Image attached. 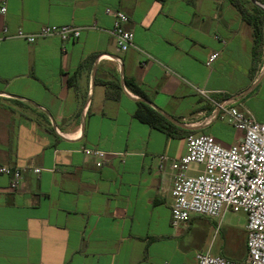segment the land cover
Masks as SVG:
<instances>
[{"label": "crops", "instance_id": "crops-1", "mask_svg": "<svg viewBox=\"0 0 264 264\" xmlns=\"http://www.w3.org/2000/svg\"><path fill=\"white\" fill-rule=\"evenodd\" d=\"M5 2L0 36L5 26L84 29L66 50L58 36L0 43V164L22 167L25 181L12 190L0 173V264H197L171 226V169L160 160L182 156L185 136L140 121L141 97L125 78L182 128L234 144L242 132L213 117L194 86L220 101L238 96L264 123V55L252 75L251 25L229 0ZM108 7L128 15L134 47L117 48ZM84 147L118 154L99 167Z\"/></svg>", "mask_w": 264, "mask_h": 264}, {"label": "built area", "instance_id": "built-area-1", "mask_svg": "<svg viewBox=\"0 0 264 264\" xmlns=\"http://www.w3.org/2000/svg\"><path fill=\"white\" fill-rule=\"evenodd\" d=\"M6 11L4 0L0 12ZM106 13L113 18L109 33L117 48L126 51L134 47L135 34L125 25L128 21L126 12L108 7ZM83 29L72 24H43L35 32L20 28L11 33L5 26L0 43L8 38L34 42L39 38L58 36L63 41V50H66V43L79 38ZM218 55V51L213 52L209 63ZM146 57L151 58V55L146 54ZM194 88L211 103L213 117L229 122L242 135L236 143L224 145L211 134L192 133L185 138L186 152L182 156L160 155L161 163L169 162L171 169V226L174 230L186 228L196 215L221 219L229 211L243 212L247 217L245 258L236 260L221 254L198 252L197 264H264V123L258 121L250 109L235 105L238 96L220 101L212 97L210 90L200 86ZM83 151L95 156L99 167L110 155L118 154L89 147H84ZM31 169L36 173L42 171L41 167ZM0 173L10 177L12 190L24 188L22 167L0 164ZM163 264L171 263L165 261Z\"/></svg>", "mask_w": 264, "mask_h": 264}, {"label": "rangeland", "instance_id": "rangeland-1", "mask_svg": "<svg viewBox=\"0 0 264 264\" xmlns=\"http://www.w3.org/2000/svg\"><path fill=\"white\" fill-rule=\"evenodd\" d=\"M197 222L181 229L182 255L194 258L198 252L221 254L231 259L240 260L245 255L247 239L246 214L229 211L221 219H212L196 215ZM191 227V228H190Z\"/></svg>", "mask_w": 264, "mask_h": 264}, {"label": "trees", "instance_id": "trees-1", "mask_svg": "<svg viewBox=\"0 0 264 264\" xmlns=\"http://www.w3.org/2000/svg\"><path fill=\"white\" fill-rule=\"evenodd\" d=\"M241 13L243 19L249 23L253 30V47H252V65H251V74L253 75L260 62L262 61L264 55V10L256 3H253L251 0H229ZM259 3L264 5V0H257ZM126 86L135 94L139 95L141 99L137 102V108L134 112V115L142 122H145L163 132L167 135L178 137L185 136V138L194 133L193 130H188L182 128L178 124L169 120L157 107L151 106L143 99H148L145 91L142 87L133 79L125 78ZM115 86L120 87L119 84ZM106 94L107 96H113L112 87L106 83ZM212 108H210V111ZM247 252V243L245 241V255L242 259L245 258ZM240 259V260H242Z\"/></svg>", "mask_w": 264, "mask_h": 264}, {"label": "water", "instance_id": "water-1", "mask_svg": "<svg viewBox=\"0 0 264 264\" xmlns=\"http://www.w3.org/2000/svg\"><path fill=\"white\" fill-rule=\"evenodd\" d=\"M253 3H256L258 4L263 10H264V5L259 3L257 0H251ZM144 101L146 102H149L147 99H143ZM159 109V108H158ZM160 110V109H159ZM161 111V110H160ZM162 112V111H161ZM169 120L173 121L174 123L178 124V125H181V126H186L187 128H190L189 125L185 124L183 125V123L177 121L176 119L174 118H171L170 116H168L166 113L162 112ZM217 113V112H216Z\"/></svg>", "mask_w": 264, "mask_h": 264}]
</instances>
